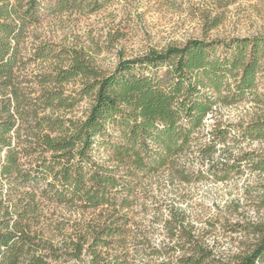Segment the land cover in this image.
Returning <instances> with one entry per match:
<instances>
[{
	"label": "trees",
	"instance_id": "trees-1",
	"mask_svg": "<svg viewBox=\"0 0 264 264\" xmlns=\"http://www.w3.org/2000/svg\"><path fill=\"white\" fill-rule=\"evenodd\" d=\"M112 1L0 0V264H132L142 244L133 229L141 180L189 153L212 157L231 132L264 140V121L245 127L216 122L205 132L215 106L237 104L256 88L264 74L260 36L191 40L120 61L109 74L85 52L73 51L69 64L35 76L40 90L21 76L29 29L45 15L93 13ZM53 53L40 45L31 59ZM77 79L79 90L67 94L64 84ZM85 97L92 104L84 118L53 114L72 110ZM243 162L264 172V156L230 154L177 174L184 182L226 181ZM39 202L100 211L99 219L63 249L39 228ZM259 205L264 207V196ZM165 233L157 246L144 240L149 255L170 259L180 252L163 264L209 261L208 247L176 213ZM250 233L254 244L231 264H264V223Z\"/></svg>",
	"mask_w": 264,
	"mask_h": 264
},
{
	"label": "rangeland",
	"instance_id": "rangeland-1",
	"mask_svg": "<svg viewBox=\"0 0 264 264\" xmlns=\"http://www.w3.org/2000/svg\"><path fill=\"white\" fill-rule=\"evenodd\" d=\"M256 36L264 38V0H114L93 13L45 15L29 29L24 44L28 61L20 74L40 90L35 76L69 64V52H85L98 70L109 74L120 61L182 47L191 40L229 41ZM40 45L54 53L31 59ZM81 84V79H77L64 84V88L67 94H74ZM91 104L92 99L85 97L72 110L46 113L84 118ZM258 121H264V74L258 75L256 88L241 102L215 106L205 132L212 130L216 122L245 127ZM235 135L231 132L227 143L218 145L210 158L189 153L177 158L173 167L166 166L141 180L133 229L142 244L138 245L140 251L131 255L132 264H163L181 255L172 253L169 259L149 255L147 249L148 244L157 246L165 241L167 222L175 213L187 231L208 247L211 255L206 264L234 263L237 256L252 247L256 239L250 233L252 227L264 223V207L259 205L264 196V172L253 171L251 164L243 162L240 171L226 181L184 182L177 174L205 169L210 161L222 162L230 154L264 156V140ZM99 213L39 202V228L56 247L67 249L87 225L99 219Z\"/></svg>",
	"mask_w": 264,
	"mask_h": 264
}]
</instances>
